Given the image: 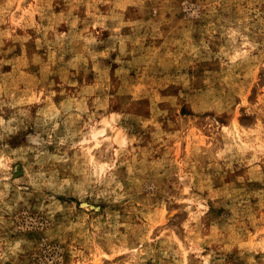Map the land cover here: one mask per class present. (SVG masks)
I'll list each match as a JSON object with an SVG mask.
<instances>
[{"label": "rangeland", "instance_id": "374dc122", "mask_svg": "<svg viewBox=\"0 0 264 264\" xmlns=\"http://www.w3.org/2000/svg\"><path fill=\"white\" fill-rule=\"evenodd\" d=\"M0 264H264V0H0Z\"/></svg>", "mask_w": 264, "mask_h": 264}, {"label": "bare ground", "instance_id": "6f19581e", "mask_svg": "<svg viewBox=\"0 0 264 264\" xmlns=\"http://www.w3.org/2000/svg\"><path fill=\"white\" fill-rule=\"evenodd\" d=\"M89 153H90V151H89ZM90 156H91V158H92V155L90 154Z\"/></svg>", "mask_w": 264, "mask_h": 264}]
</instances>
